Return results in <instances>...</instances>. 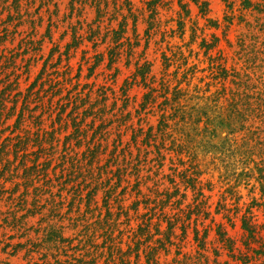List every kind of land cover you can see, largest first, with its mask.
<instances>
[{
    "label": "rangeland",
    "instance_id": "rangeland-1",
    "mask_svg": "<svg viewBox=\"0 0 264 264\" xmlns=\"http://www.w3.org/2000/svg\"><path fill=\"white\" fill-rule=\"evenodd\" d=\"M248 1L0 0V65L35 107L2 134L27 141L0 160V264L116 247L131 264H264L241 228L264 239V116L205 123L264 97V0Z\"/></svg>",
    "mask_w": 264,
    "mask_h": 264
},
{
    "label": "trees",
    "instance_id": "trees-1",
    "mask_svg": "<svg viewBox=\"0 0 264 264\" xmlns=\"http://www.w3.org/2000/svg\"><path fill=\"white\" fill-rule=\"evenodd\" d=\"M6 1V0H4ZM17 0H11L12 4H16ZM155 2V0H153V3ZM243 4L244 5H249V1L248 0H243ZM8 8V7H7ZM2 40L0 41L1 44ZM6 67V65L4 63H2V65H0V160L1 158H3L4 156H6L9 152L10 146L12 147V153L15 155L17 152H19L20 150L23 149L25 143H26V139L25 140H17L15 143L11 144V138L9 137H3L2 138V134L7 131L9 129V126H5V123L10 119L13 118V116H15V119L13 121L12 124V128H16L24 119V113L26 112H33L35 110L34 108H29L28 104H25L24 99L21 101L19 107L17 108V102H18V95L19 92H15L14 94H12V92L16 89V84H15V80H11L9 79V74H6L4 72V68ZM141 75L143 74V72L140 73ZM34 84V82L32 83ZM32 84L29 88H32ZM246 97V98H245ZM244 99H242L241 101H239V105L241 106V110L237 109V104H233L231 106V109L229 110L230 112L226 115V117H221V116H216V118L212 119L211 117L205 119V123H210V121L215 120V123L218 124V126L222 129L225 128L228 131H233L234 127H232V124L235 123H239L237 129H241V124H242V120L245 119V113L246 112H251V115L255 116V117H262L264 116V97H260V92H257V95H247L245 96ZM250 99L252 100L251 102H255V106L250 108ZM35 102V101H33ZM6 103H11L10 106H6ZM249 106V107H248ZM249 110V111H247ZM200 114H202L203 112H199ZM232 118L236 119V121L233 123L232 122ZM38 120V118H37ZM236 130V129H235ZM222 131V130H221ZM11 132V130H10ZM23 153V152H22ZM25 154H23L24 156ZM26 156V155H25ZM9 161L5 160V164L4 165H8ZM30 170V168H29ZM262 180H264V174L261 176ZM263 185H260V191L263 193ZM252 217L251 216H244L243 218H241V228L244 231V240L242 241V244L245 246V249H247L248 252H250V249L252 248V243L254 242H260L259 245V250L258 253L259 256L264 255V239L263 236L261 235V231L259 230L257 224L253 223L251 221ZM264 228V224L262 225ZM218 234L220 236V239L225 241V245L226 247L229 249V251H232L234 249L233 247V243L234 241L227 238L226 237V232L222 231V229H220L218 227ZM49 239L51 241H58L60 243L62 242H67V245H69L71 239H67V238H61L59 237V235H57V233H55L54 231H51V233L49 234ZM53 236V238H52ZM138 245L136 246V248L132 251H128L127 250V254L130 256V254H136L137 256V250H138V246L140 244L139 240L137 241ZM147 242V240H146ZM161 245L163 246V243H161ZM114 249V248H113ZM68 250H76V247L72 246H68ZM153 250V249H152ZM156 250V249H155ZM154 250V251H155ZM153 252H148L147 257L145 259L146 263L145 264H150V259L152 258ZM115 252L117 254H121V257H117L116 259L112 258L111 255H114V253H112V251L109 252L108 257L106 258L104 264H116L117 262H119V264H131L126 258H122V256L125 254L124 252H121L120 249L118 247L115 248ZM134 252V253H133ZM130 253V254H129ZM85 255V254H84ZM88 256V255H87ZM231 256L235 257L237 260L242 261L243 263H248L251 260V255L248 256L247 252H243L240 253L239 256H235V254H231ZM150 257V258H149ZM82 256L80 258V263L81 264H94V261L92 259V261H87V260H82ZM118 259V260H117ZM254 260H257V257H255ZM116 261V262H115ZM132 264H136V262L134 261V263ZM153 264H156V262H153Z\"/></svg>",
    "mask_w": 264,
    "mask_h": 264
}]
</instances>
